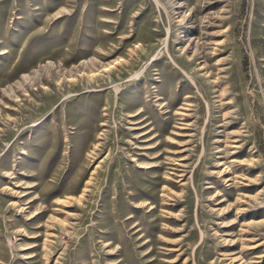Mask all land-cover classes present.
<instances>
[{
  "label": "rangeland",
  "instance_id": "374dc122",
  "mask_svg": "<svg viewBox=\"0 0 264 264\" xmlns=\"http://www.w3.org/2000/svg\"><path fill=\"white\" fill-rule=\"evenodd\" d=\"M0 116V264H264V0H0Z\"/></svg>",
  "mask_w": 264,
  "mask_h": 264
},
{
  "label": "bare ground",
  "instance_id": "6f19581e",
  "mask_svg": "<svg viewBox=\"0 0 264 264\" xmlns=\"http://www.w3.org/2000/svg\"><path fill=\"white\" fill-rule=\"evenodd\" d=\"M2 53V52H1ZM94 61V60H93ZM171 62L172 63H174V61H172L171 60ZM85 64L83 65V66H81V68L82 69H88V70H90V69H92V68H94L95 67V63L94 62H92V61H89V62H84ZM99 63V62H98ZM175 64V63H174ZM60 66H62V65H60ZM79 67V66H78ZM77 67V68H78ZM46 68V67H45ZM76 68V69H77ZM70 70V69H69ZM78 70V69H77ZM109 69L108 68H106L105 70H103V71H108ZM53 71V70H52ZM71 71H72V69L70 70V73H71ZM65 72V71H64ZM67 74V73H66ZM91 77H92V75H91ZM36 78H37V76H36ZM35 78V79H36ZM70 79V78H69ZM68 80V79H67ZM73 80V79H72ZM69 81V80H68ZM41 82V81H40ZM74 82V81H73ZM17 83H19V82H17ZM42 83V82H41ZM92 83V82H91ZM31 84V83H30ZM33 84V83H32ZM31 86V85H30ZM57 87L58 88H61V85L60 84H57ZM10 88H11V86H10ZM9 88V89H10ZM22 88V87H21ZM43 88V87H42ZM44 88H46V87H44ZM13 90V89H12ZM17 90V89H16ZM60 90V89H59ZM23 91V90H22ZM58 92H60V91H56L55 93H50V94H47V95H44L43 97H42V99H45L46 101V103H45V105H43V103L41 104V105H39V108L41 109V107H47L49 104H51V103H53L54 101H55V99L58 97V94H60V93H58ZM64 92V91H63ZM6 94V93H5ZM25 95H27V94H25ZM39 95V94H38ZM9 97V96H8ZM16 97V96H15ZM29 98V97H28ZM10 99V98H9ZM20 100V99H19ZM18 101V100H17ZM3 103V102H2ZM23 108V107H22ZM29 108V107H28ZM106 108V107H105ZM15 109H17V108H15ZM0 118H1V116H0ZM3 119V118H2ZM4 122H5V120H4ZM106 125V124H105ZM97 128H98V125H91V127L89 128V131L87 132V137H88V135H89V137L88 138H92V136H94V132L97 130ZM1 129V128H0ZM86 137V138H87ZM66 140V139H65ZM96 145V144H95ZM84 146H86V145H84ZM100 149V148H99ZM94 153V152H93ZM133 158V157H132ZM135 159V158H134ZM136 161V160H135ZM140 167L139 168H143V169H147L148 168V165H139ZM85 191V190H84ZM143 194H147V192L146 191H144L143 192ZM135 197V196H134ZM70 198V197H69ZM61 200V199H60Z\"/></svg>",
  "mask_w": 264,
  "mask_h": 264
}]
</instances>
